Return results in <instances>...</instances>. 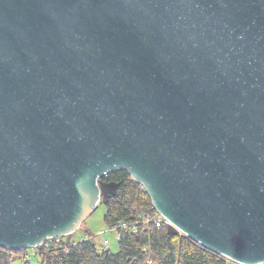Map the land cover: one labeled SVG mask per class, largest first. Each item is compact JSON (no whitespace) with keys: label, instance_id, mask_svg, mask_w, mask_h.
<instances>
[{"label":"water","instance_id":"water-1","mask_svg":"<svg viewBox=\"0 0 264 264\" xmlns=\"http://www.w3.org/2000/svg\"><path fill=\"white\" fill-rule=\"evenodd\" d=\"M121 170L264 264V0H0V248L73 234Z\"/></svg>","mask_w":264,"mask_h":264},{"label":"trees","instance_id":"trees-1","mask_svg":"<svg viewBox=\"0 0 264 264\" xmlns=\"http://www.w3.org/2000/svg\"><path fill=\"white\" fill-rule=\"evenodd\" d=\"M102 181L120 183L115 195L103 202V223L107 228L135 224L136 232L123 231L114 252L98 250L93 242L82 241L67 251L45 253L36 264H232L182 234L170 235L168 224L160 228L152 223L143 225L142 221L155 217L156 212L147 193L126 171L111 172ZM15 253L0 248V264H11Z\"/></svg>","mask_w":264,"mask_h":264},{"label":"built area","instance_id":"built-area-1","mask_svg":"<svg viewBox=\"0 0 264 264\" xmlns=\"http://www.w3.org/2000/svg\"><path fill=\"white\" fill-rule=\"evenodd\" d=\"M143 225H147L149 223H152L156 228H160L163 224H167L166 220L161 217L159 214L156 213V216L150 219H144L142 221ZM137 225H127L125 223L120 224L118 227L115 228H109L107 229L108 232H115L116 233V239L118 240L121 236V233L125 230H131L133 232H136ZM102 233H99L97 235H85L84 238L80 241H68L65 242V239L62 237L50 239L43 243L41 246L35 248V249H28L24 251H19L18 253L12 254V258L15 259H21L22 262H29L32 258H39L41 255L45 253H54L60 251H67L71 246H74L77 242H93V238L101 236ZM104 244H106V241H104Z\"/></svg>","mask_w":264,"mask_h":264},{"label":"rangeland","instance_id":"rangeland-1","mask_svg":"<svg viewBox=\"0 0 264 264\" xmlns=\"http://www.w3.org/2000/svg\"><path fill=\"white\" fill-rule=\"evenodd\" d=\"M105 206L102 202H99L95 211L89 216L76 230L73 234L63 237V239L71 241H80L84 238L85 235H97L102 233L101 236L93 238V243L98 248L101 249H109L112 252L116 251L117 249V239L115 232H108L105 224L103 223V216L105 214ZM106 241V244H104ZM37 259L32 258L30 259V264H36ZM21 259H14L11 264H22Z\"/></svg>","mask_w":264,"mask_h":264}]
</instances>
